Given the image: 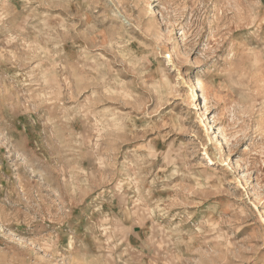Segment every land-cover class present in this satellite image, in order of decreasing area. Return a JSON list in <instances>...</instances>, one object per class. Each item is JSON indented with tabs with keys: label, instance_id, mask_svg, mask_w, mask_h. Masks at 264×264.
<instances>
[{
	"label": "rangeland",
	"instance_id": "1",
	"mask_svg": "<svg viewBox=\"0 0 264 264\" xmlns=\"http://www.w3.org/2000/svg\"><path fill=\"white\" fill-rule=\"evenodd\" d=\"M0 264H264V0H0Z\"/></svg>",
	"mask_w": 264,
	"mask_h": 264
},
{
	"label": "bare ground",
	"instance_id": "2",
	"mask_svg": "<svg viewBox=\"0 0 264 264\" xmlns=\"http://www.w3.org/2000/svg\"><path fill=\"white\" fill-rule=\"evenodd\" d=\"M197 95H198V94H197V91H195L191 97L194 99V98L197 97Z\"/></svg>",
	"mask_w": 264,
	"mask_h": 264
}]
</instances>
